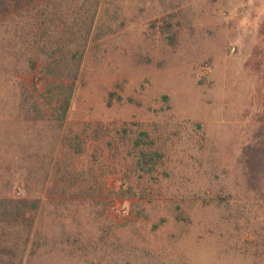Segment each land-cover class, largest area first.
<instances>
[{"label": "rangeland", "instance_id": "obj_1", "mask_svg": "<svg viewBox=\"0 0 264 264\" xmlns=\"http://www.w3.org/2000/svg\"><path fill=\"white\" fill-rule=\"evenodd\" d=\"M20 99L0 34V261L264 264L236 164L264 108V0H101L64 121ZM135 143L165 156L143 198Z\"/></svg>", "mask_w": 264, "mask_h": 264}, {"label": "trees", "instance_id": "obj_2", "mask_svg": "<svg viewBox=\"0 0 264 264\" xmlns=\"http://www.w3.org/2000/svg\"><path fill=\"white\" fill-rule=\"evenodd\" d=\"M100 4L101 0H0L4 92L20 95L19 109L23 112H38L39 118L45 119L44 111H52L47 121H64L77 88L85 46ZM25 76L29 77V83L24 80ZM99 138L98 135L94 137L96 147L101 146ZM109 139L115 141L113 137ZM110 141L105 144L109 145ZM132 143L129 140L128 146ZM141 144L135 143L138 153L130 163L141 172L140 183L135 188H142L139 196L143 198L151 195L148 184L164 176L161 164H165V156L160 153L161 148L150 151L145 143ZM236 164L247 187L264 207V108ZM69 166L72 172L76 171L71 161ZM123 178L126 179L123 185L131 189V174ZM117 231L110 225L103 232V237L109 240L105 245L109 258L126 251L116 240L120 233ZM0 264L13 263L0 261Z\"/></svg>", "mask_w": 264, "mask_h": 264}]
</instances>
